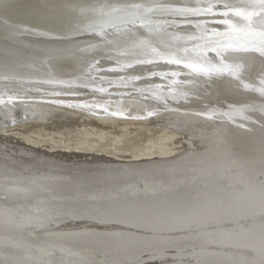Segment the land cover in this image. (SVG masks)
Listing matches in <instances>:
<instances>
[{"label": "bare ground", "instance_id": "obj_1", "mask_svg": "<svg viewBox=\"0 0 264 264\" xmlns=\"http://www.w3.org/2000/svg\"><path fill=\"white\" fill-rule=\"evenodd\" d=\"M129 2L0 0V264H205L199 254L225 248L243 264H264L253 248L221 244L238 223L221 220L208 200L264 171L256 145L237 131L243 111L259 122L264 105H235L206 78H183L194 84L167 93L156 77L180 70L158 53L180 50L174 38L200 33L195 25L209 17L189 24L154 12L149 33L96 11ZM126 28L129 41L147 37L151 47L126 44ZM257 71L238 79L242 91ZM143 126L156 132L139 144Z\"/></svg>", "mask_w": 264, "mask_h": 264}, {"label": "snow or ice", "instance_id": "obj_2", "mask_svg": "<svg viewBox=\"0 0 264 264\" xmlns=\"http://www.w3.org/2000/svg\"><path fill=\"white\" fill-rule=\"evenodd\" d=\"M96 11L117 20L121 25L142 27L151 33L158 28L151 19V13L170 14L184 17V23L191 24L187 19L189 16L214 18L211 22L223 26L219 28H206L203 23H197L195 27L200 28L199 35L193 39L199 41L191 48L183 50L174 49L167 57L163 53H158L160 60L168 64L184 65L192 68L198 76H232L242 79L239 76L241 63L231 58L240 53L258 54L261 63L264 64V0H206L195 8L174 7L165 5H145L136 3L135 0L126 4H109L101 6ZM132 28H126V44L135 48L137 44L144 48H150L151 43L147 37H133L128 40V34ZM95 31V29H93ZM103 32V29H101ZM103 39L104 37L101 36ZM214 53L216 61L206 58L207 53ZM152 62V61H140ZM264 84V77L261 78ZM264 96V87L259 89Z\"/></svg>", "mask_w": 264, "mask_h": 264}, {"label": "water", "instance_id": "obj_3", "mask_svg": "<svg viewBox=\"0 0 264 264\" xmlns=\"http://www.w3.org/2000/svg\"><path fill=\"white\" fill-rule=\"evenodd\" d=\"M46 1V0H45ZM214 18H209L206 23L212 24V27H207L209 29L211 28H217L216 25L213 24L211 21ZM41 23H50L52 21L48 19H42L40 18ZM160 22V21H157ZM124 26V25H118V27ZM136 27H140L139 25ZM223 27V26H222ZM169 28V27H167ZM166 28V29H167ZM220 30H223L220 29ZM199 31L192 30L191 33L181 34V36H176L174 38V41L179 42L182 47L180 50H183V48L190 46L196 41L193 39V37L199 35ZM186 42V43H185ZM189 42V44H187ZM191 48V47H188ZM206 58L210 59L211 61H216V56L214 53H207ZM234 61H239L241 63V70L239 73V76L241 77L243 73L248 70L251 71V73L258 69L255 78L249 77L247 88L251 90V92L247 93L248 91H242V86L240 84V80L233 78L232 76L222 75V76H215V77H203L198 76L195 71L190 67H185L184 65H177L175 67L171 66V68H174L176 71L180 70V72L174 76L172 74L166 75L167 78L162 77H156L158 81H162L160 86L161 88H169L166 89L167 93L171 95H176L177 92L175 90H171L170 88L179 89L184 86L192 85L194 84L193 81H186L183 80V78L191 77V78H201V79H208L209 81L217 82V84H221V91H223L224 97H228L233 100V103L235 105H241L246 102H251V104L256 105V107H260L264 105V97L262 95H258L255 92V86L258 88L264 87V84L261 83V78L264 77V64L261 63V59L258 56V54H252V53H240V55H236L231 58ZM166 67H169L170 64L166 63ZM252 78V79H251ZM197 81V80H196ZM236 81L239 85L237 86V92L231 90L232 83ZM240 86V87H239ZM233 88V87H232ZM234 89V88H233ZM231 90V92L229 91ZM219 92V93H220ZM233 92V93H232ZM183 97H191V94H186V96L182 95ZM247 111H243V115L241 114V119L237 118V120L240 122L241 125H237V131L239 132V137L243 136L245 137L246 141H251L253 145H256L258 149V157L264 159V119L258 120L259 122L255 121V119L248 120L245 115H247ZM252 117H256V119H259L260 116L255 115V111L253 114H250ZM214 117H217L215 114ZM246 118V119H245ZM254 120V121H251ZM242 138V137H241ZM240 142V141H239ZM255 147V148H256ZM262 159V160H263ZM218 170V169H217ZM253 170V169H252ZM234 172V171H233ZM254 174H251L248 172L247 175L240 176V185L243 186L242 188H233L230 191H219L214 190L212 193L213 199L209 200L211 204L217 209L219 212L218 217H220L221 220H235L236 226L232 227V232L230 235H223L221 238L225 239L222 241L221 244H225V246H231L234 247H247L254 249V254L257 259L264 260V232H258L259 227H264V171H261V173H258L256 170H253ZM235 173V172H234ZM233 173V174H234ZM221 180H224L222 178ZM226 180V179H225ZM229 181V179H228ZM223 183L227 181H221ZM232 184V182H230ZM233 218V219H232ZM247 222L249 224L246 225V228L249 226L250 228L246 231L243 229V226H239V224L242 222ZM97 223V222H96ZM234 229V230H233ZM234 233V234H232ZM256 235V236H255ZM210 248V247H209ZM211 250H217L216 248H210ZM225 250V251H224ZM224 250H218L220 253H213V252H203L199 254L200 259L204 260L203 263L205 264H243V257H239L237 251H231L229 252L228 248H225ZM170 251V250H168ZM222 252V253H221ZM188 253V252H186ZM252 253L246 254V256H251ZM152 262H161L163 259L158 258H152L149 259Z\"/></svg>", "mask_w": 264, "mask_h": 264}, {"label": "rangeland", "instance_id": "obj_4", "mask_svg": "<svg viewBox=\"0 0 264 264\" xmlns=\"http://www.w3.org/2000/svg\"><path fill=\"white\" fill-rule=\"evenodd\" d=\"M1 126V125H0ZM1 128V127H0ZM148 129H151V128H147V127H142L140 128L134 135L133 137H136V141L137 143L139 144H142V142L144 140H146L147 136H151V135H154L156 131H151L150 133H146ZM155 130V129H153ZM145 137V138H144Z\"/></svg>", "mask_w": 264, "mask_h": 264}]
</instances>
